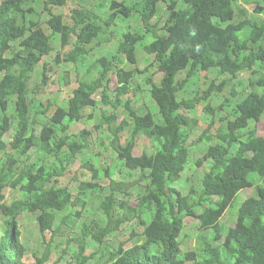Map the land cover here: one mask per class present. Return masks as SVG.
<instances>
[{
    "label": "trees",
    "instance_id": "16d2710c",
    "mask_svg": "<svg viewBox=\"0 0 264 264\" xmlns=\"http://www.w3.org/2000/svg\"><path fill=\"white\" fill-rule=\"evenodd\" d=\"M95 1L98 7L107 6L105 15L93 7L72 8L68 21L52 9L66 6L68 0H45L42 19L32 5L36 0H0V213L6 224L0 234V264H24L27 249L21 242V214H37L40 232L48 243L39 259L44 264L57 234L65 225H75L85 212L87 202L75 196L70 185H60V177L80 152L90 148V132L74 133L73 124L93 117L89 109L100 104L113 109L102 112L97 124L98 129L106 126L112 136L109 149L128 170L140 171L139 178L146 183L139 185L136 201L122 200L119 193L129 190L137 180H117L109 168L102 169L92 160L83 164L94 179L109 177L111 192L100 202L105 217L95 220L93 226L83 225L74 264H264V136L252 126L264 117V20L254 19L264 5L254 0L258 5L253 17H248L246 8L238 4L240 0ZM242 14L246 17L241 18ZM237 16L241 19L236 20ZM128 19L137 21L135 31H123L117 52L103 54L89 64L92 78L79 81L67 106L57 98L46 109H34L31 78L43 58L54 51L55 36L61 42L55 62L82 68L95 45L109 40L111 27ZM45 23L51 32L46 31ZM143 61L148 65L142 69ZM151 67L163 74L160 82L152 76L147 80L149 101L156 112L147 101L141 106L133 101L139 89L136 78ZM46 68L44 64L43 83L48 81ZM209 71H216L222 82L212 81L194 97L180 98L192 81H207L206 76H199ZM243 73L244 78L239 77ZM112 74L118 82L113 89ZM230 83V94L213 107V100ZM233 98H237L234 104ZM227 106L232 109L222 117L226 123L221 130L212 135L210 124L199 139L209 147L197 165L211 163L200 178L199 188L181 192L173 185L193 162L189 141L195 120L186 112L203 107L214 123L215 111ZM121 108L125 118L119 122ZM40 114L49 118L36 134V115ZM14 121L13 140L7 142L5 136ZM142 137L152 143L136 155ZM34 148L57 162L43 159L30 163ZM21 157L26 160L18 169ZM99 185L98 181H85L79 191ZM7 187L19 189L21 196L7 203ZM253 187L255 194L242 201L236 224L224 234L223 218L234 210L238 194ZM78 205L82 209L57 222L60 213ZM191 215L200 223V247L196 248H189L181 239L186 218ZM135 220L143 231L132 232L129 239L133 244L128 246V240H123L117 249H111L106 261L92 263L96 253L88 255V238L103 245L106 236Z\"/></svg>",
    "mask_w": 264,
    "mask_h": 264
},
{
    "label": "rangeland",
    "instance_id": "374dc122",
    "mask_svg": "<svg viewBox=\"0 0 264 264\" xmlns=\"http://www.w3.org/2000/svg\"><path fill=\"white\" fill-rule=\"evenodd\" d=\"M45 0H36V2L32 3L34 7L41 12V19L46 15V12L43 11ZM261 2L260 4L264 5V0H256ZM97 1L95 0H68V3L64 7H60L58 9H53L55 13L59 12L63 14L66 20H71V10L72 8H95L100 10L103 15H105V10L107 6L98 7ZM239 6L246 8V13L248 17H253V13L255 11V6L257 7L258 3L254 2V0L245 1L240 0L238 2ZM165 8V4L163 2L160 3V9ZM246 15L242 14L241 18H245ZM240 17H236V20L241 19ZM254 19L264 20V10L256 13V17ZM138 23L136 20H124V22H119L116 25H113L110 31L107 33V38L109 40L104 41L102 45H95V50L90 54L89 58L87 57L85 62L87 65H84L82 68L79 66H75L71 63H56L55 59L58 52L61 51V42L58 36L52 39V45L54 47V51L43 58L41 63L37 66L36 71L33 73L30 83V88L32 89V93L30 94L31 99L35 100L34 109L38 110L40 108L46 109L48 103L50 101H55L57 98H60V104L62 106H67L69 98L72 95V91L79 84L81 79H90L89 73V64H94V60L98 59L101 55L107 53H114L118 50V42L122 38V32L128 28L132 31H135ZM44 28L47 32H51L48 25L45 23ZM247 36V34H246ZM88 59V60H87ZM44 64H47L46 72L48 76V81L43 83V71ZM148 64L146 61L141 62L140 68H145ZM152 68V69H151ZM148 72L145 74H141L136 78V84L139 85L138 95L135 98L133 94V101L135 106H141L146 101L153 109V111H157V108L153 103L149 101V88L150 85L147 83V80L150 76L154 78L155 81L160 82L162 79L161 73L154 71L153 67H151ZM1 74V73H0ZM185 76V75H184ZM207 77L206 80H195L193 83L188 84L186 91L181 94L180 98H191L194 97L198 90L199 92L204 90L212 81L217 83H221L223 78L218 75L216 71H209L207 73H201L199 77ZM245 74H241L239 77L244 78ZM230 78V77H228ZM110 88L113 89L118 85L116 76L112 74L111 76ZM38 85V86H37ZM232 89V83L226 85L224 91L219 95L218 98L214 99L212 102L213 107H217L223 101L226 95L230 94ZM97 101L101 100V95L98 94L96 96ZM237 98H233V101H236ZM150 108V109H151ZM232 109V106H227L223 111H215L214 115V123H212L211 114L207 113L203 107H199L194 112H186L194 122V128L192 131V136L189 141V145L193 150V158L191 155V159L193 162L186 167L180 180L174 183V187L180 190L183 193H189L190 189L194 186L197 189L200 186V178L207 171L211 165L210 161L206 162V166L200 167L197 165V160L205 154L207 151L209 144H206L204 141H200V137L203 136L204 132L208 129L210 124H212L211 134L216 135L218 131L225 125L226 121L222 119V117H226ZM112 108L109 106H105L100 104L97 108L89 109L88 113H93V117H86L85 119L74 123L72 132L80 134L83 130H87L90 132L89 141L90 148L84 149L80 152L75 159V163L69 165V169L67 173L60 177V185H70L71 190L73 191L75 196H80L83 201L87 202V208L83 215L77 219L75 225L69 226L65 225V230L59 232L56 236V241L54 245L51 247L52 254L50 258L44 264H74V259L76 257V252H78L79 238L81 237V231L84 224H88L93 226L95 220H101L105 217L104 212L100 208L101 200L106 197L111 192V179L105 175L101 176L98 180L93 178V173L87 168L84 167L88 160H92V162L96 165H100L102 169H108L111 176L117 180L122 179L123 177L128 180V182L133 183L135 180L138 181L134 186L130 187L127 191H122L119 193V197L124 200L128 199L130 201L137 200V192L139 185H144L146 180H143L140 177V171L128 170L119 160L118 154L115 151L109 149V143L112 140V136L107 130V127L97 128V124L100 122V118L102 116V112L106 111L108 113L112 112ZM12 112V109H11ZM120 117L119 122H121L125 118V112L121 108L119 110ZM35 115V113L33 112ZM38 124L36 134H40L42 127L48 121L47 114L36 115ZM17 122L14 121L13 129L10 130L6 136L5 140L10 142L13 140V135L16 130ZM252 126L256 127L258 133L264 136V117L261 121L254 123ZM129 135L128 132H126ZM199 140V141H198ZM217 138L212 141V144H215ZM150 143L152 141L147 137H142L139 141V146L135 149V154L140 155L143 153L144 149L147 147L150 148ZM8 153L11 154L8 150ZM16 155V154H15ZM64 156V155H63ZM43 159L49 160L50 162H57L54 157H45L42 155L36 148H34L30 152V157L28 161L32 162H42ZM26 160V157L20 158V166H23V161ZM99 182V187L95 189H89L84 193H80L79 185L82 182ZM264 185V180L261 182ZM256 187L248 188L241 191L236 201L233 205V211H229L226 216L222 220V226L224 234L227 232L228 228L234 226L236 224V214L238 211V207L242 203V201L255 194ZM131 192V194H130ZM6 193V202L11 203L13 200L19 196H21L19 189H13L11 187H7L5 189ZM130 194V195H129ZM82 209L81 205L76 207H70V210L64 213H60L58 216V221L61 222L64 216H67L70 212H76L77 210ZM236 211V212H235ZM200 212V211H199ZM71 222V220H69ZM5 217L0 213V234L3 233L5 229ZM199 219L195 215L188 216L186 218V227L182 233V240L187 246L190 248L200 247L198 238L200 235L199 228ZM19 226L21 230V242L26 246L27 252L24 259V264H40L39 259H41L45 253V250L48 246L47 241L43 239V236L40 232V224L37 218L36 213H23L19 217ZM135 231L137 233H141L143 231V226L140 225L138 221H131L122 225L121 229L110 234L105 237V243L102 245L99 242L93 240L92 238H88V255L93 252L96 253L95 258L92 260V263H101L108 259L111 255V249H117L120 242L123 240H128L127 245L130 246L133 243L131 242L130 236L132 232ZM210 233H213L211 230ZM51 233L48 234V239H50ZM69 240L70 245H69ZM130 240V241H129ZM66 250V251H65ZM104 251H107L106 253Z\"/></svg>",
    "mask_w": 264,
    "mask_h": 264
}]
</instances>
